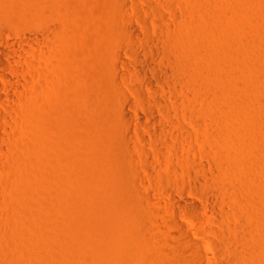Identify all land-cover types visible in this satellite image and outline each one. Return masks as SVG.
<instances>
[{"label": "rangeland", "instance_id": "rangeland-1", "mask_svg": "<svg viewBox=\"0 0 264 264\" xmlns=\"http://www.w3.org/2000/svg\"><path fill=\"white\" fill-rule=\"evenodd\" d=\"M216 1L0 0V37L33 43L0 139V264H175L171 207L206 256L264 264V0Z\"/></svg>", "mask_w": 264, "mask_h": 264}, {"label": "bare ground", "instance_id": "bare-ground-1", "mask_svg": "<svg viewBox=\"0 0 264 264\" xmlns=\"http://www.w3.org/2000/svg\"><path fill=\"white\" fill-rule=\"evenodd\" d=\"M121 1L125 3L126 0ZM211 6L217 7L218 1L211 0ZM124 10L125 8L123 7V11ZM127 31L131 35L136 33V29L132 25L127 26ZM128 41L133 47L144 50L140 41L131 37ZM32 46L33 43L30 38L25 37L21 42H10L7 39L0 37V134H9L11 129H17L18 127L23 126L22 121L20 120L22 116L21 107L17 104V102L20 99L25 100L30 96V94H32V91L28 87L32 79V72L24 66L25 58L21 56L20 52H27L26 48ZM167 47L170 46L167 44ZM152 51L157 58L161 57L162 53L158 47H153ZM4 57L7 59V63H4ZM113 58L121 63H124L123 59L120 58L118 54H113ZM166 59L169 62L172 61L169 54L166 55ZM144 67L145 69L150 70L153 74L158 75V71L149 61L144 63ZM116 73L119 72L116 71ZM136 90L139 92L142 91L140 88H137ZM151 91L155 94V96H157L158 92L156 89L151 87ZM120 94L123 100L128 101V96L125 92L121 91ZM123 112L124 111H122V113ZM122 116V120L125 121H129L131 117L127 112H125ZM152 130L154 131V129ZM141 137H144V135L141 134ZM2 138L3 136L1 134L0 139ZM166 151L167 153L172 154L174 152V148L167 145ZM144 155L147 158L149 156V152L144 151ZM244 155L249 156L247 152H244ZM160 157L164 159L166 158L164 151H160ZM194 169L202 172L204 170V166L196 163L194 165ZM187 172L191 174V170H187ZM167 194L172 198L174 197V194L171 191H167ZM204 201L209 207H211V203L213 202L212 195L207 193L204 196ZM175 211L176 210L171 207L170 214L164 217L165 223L172 225L175 231L181 236V239L175 243L169 244V249L167 250L169 258H167L168 260H171L170 262H174L175 264H218V260H226L227 264H231L233 261L237 262L236 259L238 257L231 258L220 249L216 250L217 259L210 258L202 253L199 242L196 240L190 229L176 216ZM262 256L264 257V253ZM256 261L258 262V260Z\"/></svg>", "mask_w": 264, "mask_h": 264}]
</instances>
